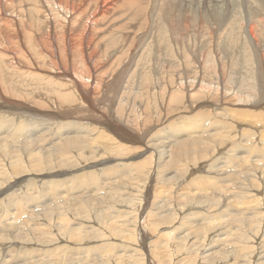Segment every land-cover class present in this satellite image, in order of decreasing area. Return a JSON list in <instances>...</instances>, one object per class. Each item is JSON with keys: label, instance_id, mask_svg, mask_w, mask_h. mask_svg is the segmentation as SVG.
Wrapping results in <instances>:
<instances>
[{"label": "bare ground", "instance_id": "obj_1", "mask_svg": "<svg viewBox=\"0 0 264 264\" xmlns=\"http://www.w3.org/2000/svg\"><path fill=\"white\" fill-rule=\"evenodd\" d=\"M78 1L84 8H92L94 6L90 4V1L96 2L97 9L81 13V8H77L76 1L58 0L60 4L69 6L71 9H66L67 13L62 15L58 13L47 15L44 0H0V119L10 117L7 120L10 129L0 125V176H3L0 179V187H3L0 191V207L2 208L0 264H85L83 259L73 256L71 251L77 250L76 245L82 246L101 236L104 240L113 243L111 256L114 253L119 258L116 264H126L129 260L135 261V264H157L158 262L163 264L162 253L167 251L169 254V250L180 252V249L186 246L184 242L195 238L197 232L193 234L194 227L202 230L197 238L200 242L194 245L195 247H189L191 250L198 247L196 252L203 245L206 246L210 235H214V238L210 240L216 239V242L214 241L216 245L220 244L216 234L223 232L230 233L223 238V247L212 251L210 255L214 257L225 260V255L222 256L224 251L227 247L234 245L239 246L242 252L245 251L247 248L245 249L244 246L248 242H244L245 244L241 242L243 238H249L252 235L255 236L254 238L257 237L255 244L258 245L253 244L251 248L261 249L264 244V204L261 203L264 201V0ZM253 5L259 7V10L253 9ZM58 8L62 11L59 6ZM224 9L231 12L224 15ZM122 10L124 16H122ZM202 10H209L211 23L206 18L196 19ZM129 12L131 14L128 16ZM240 12H244V17ZM98 21L110 23L107 28L100 29ZM134 24L137 25L135 27L139 26L138 29L143 33L146 32L142 37L127 34L126 30ZM72 25H76L77 28L73 30ZM165 28L171 29V34H174L175 29L176 38H179L176 42L173 41L176 44L175 48L186 44V39L191 38V42L194 39L198 40V44L193 49L187 47L186 54L179 56L177 63L174 62V55L171 54V48L174 47L170 48L161 37V34L166 32H164ZM114 30L124 33L118 41L123 43L119 49L110 54L106 61H103L100 44L106 39L109 43H113L117 39ZM105 34L108 36L105 37ZM227 34L229 35L225 38L224 35ZM221 37L224 39L221 40ZM256 38L261 42L258 43ZM239 39L241 46L234 50L235 45L232 47V44ZM196 43L195 41L194 44ZM139 45H143L144 49H138ZM151 49L155 51L153 62L151 61L154 68L150 69L148 74L154 80H150L149 84L153 83L154 87H158L160 85L158 80L164 75H170L171 79L168 82L171 84L169 88L172 91L169 99L177 102L185 100L188 103L189 107L183 110L188 114L192 113L189 122L182 125L176 124L175 120L184 112L173 108L177 111L172 112L171 117L166 113L164 117H160L159 123L155 122V124L156 119L153 120L152 116L148 114L144 116L143 113H146L148 108L146 106L142 109L144 104L141 100L139 104H136V99L128 98L143 95L145 90L143 83L147 84L148 77L151 78L147 76L140 80L139 76H135L134 82H140L143 85L135 90L128 85V80L132 76L129 72H132V68H140L141 56ZM182 49H180L181 52ZM31 51L34 53L31 54ZM128 57L129 64L121 68L117 78L109 79L106 76L108 71L121 66L119 62ZM166 58L173 61H167ZM250 64L252 65L249 66ZM227 66L230 67L229 70ZM244 67L249 68V71ZM174 75L175 78H173ZM45 77L47 80L44 79ZM105 78L109 82H106ZM39 89L54 93L53 97L58 99L57 102L52 105L41 96L23 104L15 101V98L25 101L33 91ZM39 106L45 110L38 108ZM206 110L210 111L205 113ZM235 118L241 120V123L242 120L243 122L255 121V126L237 123L234 121ZM18 119L20 122H17ZM29 119L45 124L61 122V125H58V129L44 125L46 129L41 131L40 136L37 131L35 135L27 136L25 131L30 128L27 122ZM65 119L70 121L62 122L67 121ZM150 120L152 122H149ZM260 122H263V126L258 128L256 123L261 125ZM142 123L144 127L141 126ZM151 123H154L155 127L148 126ZM12 125H15V131H12L14 128ZM70 129L73 131L67 132ZM166 130H169V133ZM63 131L66 132L63 133ZM246 135L248 139H243L242 136ZM32 136H36L39 140L40 147ZM151 138L157 139L158 143L152 144ZM170 140H173L175 144L171 146ZM237 142H244L245 147L239 148ZM122 148L125 149L126 155L121 156L119 161L132 164L136 170L141 169L140 173L144 175L146 181L142 188L144 195L142 194L138 200L140 204L132 221V224L136 222L134 230L131 231L132 236L124 235L123 238L121 236L118 238L116 236L119 235H116V231L113 232L115 229H111V225L110 230L104 227L100 229L91 227L90 230H86L91 225L83 223L81 219L87 212L86 204L94 206L96 201L103 202L107 197L109 203L123 205L127 200L133 201L131 196L123 197L122 195L127 192L115 193L111 190L106 192L107 196H99V191H107L109 188L105 189L106 182L98 183L99 181L92 186V198L84 200L83 196L86 192H79L88 189L87 180L90 182L97 180L98 171L95 169L115 162L111 160V156ZM219 148H223V151L230 155L226 153L229 156L220 159L222 165L217 163L214 170L209 171ZM106 153H109L110 158L106 159ZM75 154H78L79 159ZM80 158H83L84 166L80 163L82 162ZM205 160L208 163L201 164ZM230 162H236V167L228 174L230 171L226 172V170L230 168H226V165ZM251 163L259 167L248 169L247 166ZM57 165H60L61 169L54 175L57 178L66 176L67 180H46V184L40 190L36 188L35 193L22 190L24 188L20 185L23 181L22 178H18L20 173L35 172V176L41 177L37 175V170L44 173L46 170L45 174H48V177H55L50 174L53 171L52 168ZM10 166H12L11 169H9ZM173 167L176 169L173 170ZM205 169L207 174L216 176H201V173L206 172ZM133 173L123 179L129 180L131 184L143 181L139 171V177L131 178ZM191 173H195L196 180L192 179V185L188 186L191 183L190 180L186 186L183 182L190 178ZM196 173L201 175L197 176ZM14 175L16 176L13 177ZM163 179H165L164 182ZM237 182H242L238 183L240 184L238 191L225 190L236 185ZM74 183L78 184L77 188H73ZM168 183L171 186L166 189ZM56 184L59 188L54 195L51 191ZM251 184L257 185L258 189L249 190ZM177 185L181 186L179 189L181 191L171 196L172 190ZM194 185L197 187L193 188ZM50 187L52 189H49ZM68 187L72 188L67 190ZM140 187L136 184L131 190L134 193ZM221 188L225 194H233L234 197L226 200L227 198L218 196L216 193ZM157 194L164 196L166 201L160 205L155 216L158 222H152L150 214L154 209ZM73 195L80 196V205L71 211L70 216L77 215L79 218L67 220L64 209L74 199ZM116 195L123 199L116 200L114 198ZM196 195L199 197L203 195V197L201 196V200L194 199ZM43 198L55 200L56 208H52L53 205L41 206ZM60 199H63V202L61 201L63 204H59ZM174 199H181L177 202L184 205L194 200L192 204L195 207L199 206L203 210L202 214L209 212V215L207 214L199 222L189 223L186 220L184 222V215L182 211H179L180 207L176 208ZM22 200L26 206L31 204V208L28 206L27 209H22ZM35 200L39 202L35 203ZM171 204L175 207L169 206ZM38 207H44L48 211L41 212ZM185 207L182 210H185ZM113 208L109 206L108 210ZM230 208L236 209V214H233L235 210H232L230 214L228 211ZM251 208H255L253 209L255 211L251 212ZM37 209L41 213L37 212ZM176 210L180 212L179 215L183 219L180 223L181 230L186 233L179 242L175 239L176 232H173L177 221H172L173 223L170 224L173 219L170 215ZM221 211L228 212L227 215L230 218H241L245 213L243 216L247 219L236 223L230 222L227 227L221 228V225H214L217 222H224L225 219L220 216L225 214L220 215ZM26 213H29V217L31 215L34 217L32 220L25 219L21 222L24 219L21 217H24ZM124 218L127 220V216ZM193 218L191 214L188 220ZM18 219H21L19 221L21 223H18ZM58 220L60 225L56 227H60V230L63 227L64 230L56 233L52 229V222L55 223ZM249 222L252 223L251 226H248ZM68 226H72L71 231L68 230ZM159 227L161 230L157 232ZM92 229L95 235L89 238ZM46 230L50 231L46 233ZM57 230L59 228L55 229ZM83 230L86 232H82ZM249 232L254 234H249L248 237ZM57 234H67L70 241L68 242V238L65 237H60V241H56L53 235ZM107 235L112 238H106ZM44 237H46L45 240ZM72 238H76V241L71 242ZM254 238L251 239L255 240ZM119 240L124 242V245L117 244ZM172 243L178 246L173 247ZM121 245L127 249L119 254L120 251L117 250ZM159 245L162 247L159 248ZM40 247L45 249H39ZM90 247L91 245L86 249ZM128 249L132 250V254L126 258ZM191 250L188 251L193 252ZM16 251L18 255L15 254L16 257H13ZM248 251V249L245 251V259L249 256ZM23 252L27 253L22 254ZM139 253L143 258L136 255ZM107 255V252H104L99 259H94V263L115 264V260L109 259ZM70 257L72 259L68 261ZM167 257L166 255V259ZM211 257L213 256L207 255L205 257L207 260L204 258L200 264H215L214 259L210 261ZM7 258H10L8 262ZM61 259H64L63 263L60 262ZM170 259L168 257L167 260ZM243 262L241 263L244 264Z\"/></svg>", "mask_w": 264, "mask_h": 264}, {"label": "rangeland", "instance_id": "obj_2", "mask_svg": "<svg viewBox=\"0 0 264 264\" xmlns=\"http://www.w3.org/2000/svg\"><path fill=\"white\" fill-rule=\"evenodd\" d=\"M68 2L69 1H72V0H67ZM74 1H76L77 3H78V7L77 8H81V13H83V12H86V11H89V10H92V9H97V6L95 5L96 4V2H93V1H90V4L92 5V6H94V7H92V8H84V7H82L81 6V2L80 1H78V0H74ZM177 0H173L172 2H176ZM44 2H45V11H46V13H47V15L48 14H55V13H58L59 15H62V14H66L67 13V10L66 9H71V8H69V6L67 7V6H65V5H63V4H60L59 2H58V0H44ZM62 9V11H60L59 10V8H58V6ZM253 7V9H256V10H259V7H257L256 5H253L252 6ZM231 12V10H228V11H226L225 9H224V15H226V14H229ZM131 13L129 12L128 13V16L130 15ZM240 14H241V16L242 17H244V12H240ZM122 16H124V11L122 10ZM49 18V17H48ZM200 18H206L210 23H211V21H210V19H211V13L209 12V10H202L201 11V14L199 15V16H196V19L197 20H199ZM97 19H100V17H97ZM49 20H50V18H49ZM66 21V20H65ZM99 22V21H98ZM109 23L110 22H99V25H98V28H100V29H102V28H107L108 27V25H109ZM135 26H137L136 24H134V26H132L131 25V27L129 28V29H127L126 31H127V34L128 35H132V34H134L136 37H142L143 36V34H145V33H143L140 29H138V27H135ZM224 26H225V24H224ZM71 28L73 29V30H75L76 28H77V26L76 25H72L71 26ZM171 29H169V28H165L164 29V32H165V34H161V37L164 39V41L169 45V47L171 48V47H174L173 49L171 48V54L172 55H174L173 57V60H174V62L175 63H177L178 62V57L179 56H183V55H185L186 54V52H187V47L189 48L190 47V49H193V47H195V45H197L198 44V40L197 39H194L192 42H191V38L190 39H186L185 40V43L187 44H181L178 48H175V46H176V44L173 42V41H177L176 39H179V38H176V36H177V34L175 33V29H174V34H176L175 36H174V34H171L170 32H172V31H170ZM125 31V32H126ZM161 33V32H160ZM159 33V34H160ZM99 34H101V32H99ZM114 34L116 35V37H117V39L113 42V43H109V40H107L106 39V41H102L101 42V44H100V51H101V54L103 53V61H106L108 58H109V56H111L110 54H112L115 50H117V49H119L121 46V44L123 43L122 41L121 42H119L118 43V41H119V38L120 37H122L123 35H124V33H122L121 31H115L114 30ZM185 35V34H184ZM183 35V36H184ZM187 35V34H186ZM185 35V36H186ZM228 35L229 34H227V35H224L225 36V38L226 37H228ZM108 36V34H105V37H107ZM184 36V37H185ZM172 37V38H171ZM181 38V37H180ZM240 38V37H239ZM224 38H222L221 37V40H223ZM181 40V39H180ZM179 40V41H180ZM188 40V41H187ZM190 40V41H189ZM256 40L258 41V43H260L261 41L259 40V39H257L256 38ZM197 42L196 44H194V42ZM104 42V43H103ZM106 42V43H105ZM172 42L174 43V46L172 45ZM237 44H236V43ZM233 44H232V47H233V49L235 50V49H237V48H239L240 46H241V41H240V39L238 40V42L237 41H235ZM193 45H192V44ZM104 44H105V46H104ZM119 44V45H118ZM191 44V45H190ZM183 45H184V47H183ZM186 45V46H185ZM183 47V49H182V47ZM114 47H116V48H114ZM185 48V49H184ZM138 49H144V47H143V45H139L138 46ZM180 49H182V52L180 51ZM34 52L33 51H31V54H33ZM153 53H154V55H153ZM100 54V55H101ZM73 55H74V53H73ZM90 56V55H89ZM88 56V57H89ZM153 56H155V51H152V49H151V51L150 50H147V51H145L144 53H143V55L141 56V61H140V68L139 69H134V68H132V72H129V73H132V76L130 77V79L128 80L129 81V83H128V85H129V87H131L133 90H135L138 86H143V89H145L144 91H143V95H140V96H137L136 98L135 97H128V98H130V100H137L136 101V104H139L140 102V100L143 102V106H142V109H144V108H146V106H147V108H148V111L146 112V113H143L144 114V116H146L147 114L149 115V116H152L153 117V120L154 119H156V120H154V123L156 122H158L159 123V121H160V117L162 116V117H164L165 116V114L166 113H168L169 114V116L171 117V115H173V113L172 112H175V111H177V110H173V108L174 109H177L178 108V110H180V111H182V112H184L182 115H180L179 117H178V119L177 120H175L176 121V124H179V125H182V124H184V123H186V122H189L190 121V119L192 118V113L191 114H188L185 110H183L184 108H188L189 107V105H187L188 103L184 100V101H179V102H177V101H173V100H171V99H169V98H171V89L169 88V86L171 85V84H169V80L171 79V76L169 75V76H163V78H160V80H158V82H159V86L158 87H154V84L153 83H150L149 84V82H150V80L151 81H153L154 80V78L151 76V75H149L148 74V71L150 70V69H153L154 67V64L153 63H151V61L153 62ZM176 59V60H175ZM114 61H115V58L113 59ZM112 60V61H113ZM124 61H125V63H124V61H121V62H119L120 64H121V66L119 65V66H117V68L115 69V70H113V69H110L109 71H108V73L106 74V76L109 78V79H111V78H117V76L119 75V72H121V68H123L124 66H126L127 64H129V57L128 58H126V59H123ZM127 60V61H126ZM166 60L167 61H170V62H172L173 60H169V58H166ZM111 61V62H112ZM113 61V62H114ZM117 61V60H116ZM35 62H38V61H35ZM112 62V63H113ZM111 64V63H110ZM252 64H250L249 66H251ZM109 66H111V65H109ZM115 66V67H116ZM114 67V68H115ZM229 66H227V70H229ZM247 71H249V68H247V67H244ZM22 70V69H21ZM28 71V70H27ZM31 71H33L34 72V70H31ZM189 71H190V69H189ZM135 76H139L140 77V80L141 79H143L144 77H147V76H150L151 78H149L148 77V80H147V84L144 82L143 83V85L142 84H140V82H138V83H136V82H134V80H133V78L135 77ZM245 76H246V74H245ZM167 77V78H166ZM173 78H175V75L173 76ZM44 79H46L47 80V77H45ZM164 79V80H163ZM105 80H106V82H109L108 81V79H106L105 78ZM155 82V81H154ZM66 82H64V84H65ZM152 85V86H151ZM153 87V88H152ZM123 89H124V87H123ZM161 89V90H160ZM64 90H68V89H64ZM71 90V89H70ZM160 91H161V94L162 93H164V94H159L160 93ZM163 91V92H162ZM145 92V93H144ZM146 92H147V94H146ZM159 92V93H158ZM168 92V93H167ZM149 93H150V95H149ZM152 93V94H151ZM167 93V94H166ZM53 94L54 93H52V92H48V91H45V90H42V89H39V90H35V91H33V93L31 94V95H29L28 97H27V99L25 100V101H22L21 99H18V98H15V101H18L20 104H23V103H26V102H29L30 100H33L35 97H37V96H41V97H44V99L46 100V101H50L51 102V104L53 105V103L54 102H57V100L58 99H55L54 97H53ZM145 94V95H144ZM158 94V95H157ZM153 95H155L156 97H154ZM139 97V98H138ZM158 97H160V99L158 98ZM142 98V99H141ZM155 98L158 100H156L155 101ZM166 98V99H165ZM162 100V101H161ZM146 101V102H145ZM169 101H171L172 103H170ZM166 102V103H165ZM165 103V104H164ZM178 103V104H177ZM146 104V105H145ZM183 104H185V106H183ZM74 105H75V103H74ZM164 105V106H163ZM166 105V106H165ZM45 106H47V105H45ZM51 105H48L47 107H50ZM149 106V107H148ZM177 106V107H176ZM221 107V106H220ZM220 107H218V108H220ZM38 108H42L41 106H39ZM165 108V109H164ZM42 109H44L45 110V108H42ZM170 109V111L168 112V110ZM165 111H167V112H165ZM210 110H206V112L205 113H208ZM221 111H223V110H221ZM162 112V113H161ZM165 112V113H164ZM186 113V114H185ZM163 114V115H162ZM188 114V115H187ZM184 115V116H183ZM9 118L10 117H5V118H3V119H0V120H2L1 122H0V125L3 127V128H6V129H10V126L8 125V121L7 120H9ZM183 118V119H182ZM65 120H67V121H62V122H64V123H68V121H70V119H65ZM158 120V121H157ZM187 120V121H186ZM234 121L235 122H237V123H241V120H238L237 118H235L234 119ZM240 121V122H239ZM244 120H242V123L241 124H251L252 126H255V124H254V122L255 121H252V122H248L247 120H245L246 122H243ZM251 121V120H250ZM12 122V121H11ZM17 122H20V119H18V121ZM27 122L30 124V128H29V130L28 131H25V135H27V136H29V134H33V135H35L36 134V131H37V134H39V136H40V133H41V131L42 130H44V129H46L45 127H44V125H50L51 126V128H53V129H58V125H61V122H59V123H57V124H45V123H43V122H38V121H34V120H27ZM149 122H152V120H150ZM178 122V123H177ZM152 124L151 123V125H148V126H153V125H155V124ZM261 123V125L259 124V123H256V126H258V128H260L259 126H263V122H260ZM259 124V125H258ZM26 127H27V125H25ZM141 126L142 127H144V124L142 123L141 124ZM12 127H14L13 129H12V131H15V129H16V127H15V125H12ZM153 127H155V126H153ZM150 128V127H149ZM158 128V127H157ZM74 129V128H73ZM73 129H70V130H67V132L68 131H73ZM151 129V128H150ZM159 129V128H158ZM252 130V129H251ZM167 131V133H169V130H166ZM66 131H63V133H65ZM74 134H75V132H74ZM70 135H72V134H70ZM151 135H153V133H151ZM33 138H35V140L37 141V146L38 147H40V143L38 142L39 140H37L36 139V136H32ZM243 137V139H248L247 137H248V135H246V136H242ZM27 139V138H26ZM167 139H169L168 137H167ZM29 140V139H28ZM111 140H114L113 138H111ZM252 141H254V140H252ZM21 142V141H20ZM118 142V141H117ZM151 143L152 144H155V143H158V140L157 139H153V138H151ZM170 143H171V146L173 145V144H175L174 143V141L173 140H170ZM122 144V143H121ZM237 145L239 146V148H244L245 147V143L244 142H237ZM36 146V147H37ZM118 146L120 147L121 145L119 144V142H118ZM169 148H171V147H169ZM225 149V148H224ZM43 150H44V147H43ZM222 151V152H221ZM233 151V153H236L234 150H232ZM43 152V151H42ZM223 151V148H219V149H217V152L215 153V155L214 156H216V158L213 160L214 161V164L212 165V166H210L209 167V171H212V170H214V168H215V166H216V164L217 163H219V164H221L222 165V158L223 159H225V157H228L229 155H230V153H227V152H224ZM229 154V155H227V154ZM42 154H44V153H42ZM76 155V157L79 159V156H78V154H75ZM84 156H86V154H83ZM126 155V151H125V149L124 148H122V149H118L117 151H115L114 152V154L111 156V160L112 161H115L113 164H106V165H103V166H101L100 167V169H95V171H98V177H97V180L95 181V182H90V180H87V185H88V189H83V190H80V192L79 193H83V192H86V195H84L83 197H84V200H87V199H90V198H92V196H93V194L91 193V191L93 190V187L92 186H94L95 185V183L97 182V181H99L98 183H105L106 182V185H105V189L106 188H108V190L106 191V190H102V191H99V196H107V195H105L106 194V192H108V191H110L111 190V192H115V193H119L120 191H124V193H126L127 192V194H125V195H122L123 197H129V196H131V199L133 200L132 202H130L129 200H127V202L125 203V204H123V205H121V204H119V203H116V204H111V203H109L108 202V200H107V197L106 198H104V201L103 202H99V201H96V204L94 205V206H92V205H87L86 204V206L88 207L87 208V212L85 213V217H82L83 219H81V221L83 222V223H85V224H87V223H89L91 226H88L87 228H86V230H88L89 228H91V227H94V228H102V227H104V228H107L108 230H110L109 228L110 227H112L111 229H115L113 232H115L116 233V235H119V236H116V237H118V238H120V236L123 238L124 237V235H125V237H130V236H132V230H134V227H135V224H136V222H134L133 224H132V221H133V219L135 218V213H136V210H137V208H138V206H139V201L138 200H140V198L142 197V188L145 186L144 185V181H146V179H145V177H144V175L142 174V173H140V170H136V168L132 165V164H125V163H123V162H121V161H119V159H120V157L121 156H125ZM227 155V156H226ZM106 159H108V158H110V156H109V153H106ZM88 157V156H87ZM81 159V161L82 162H80V163H82V166H84V162H83V158H80ZM221 159V160H220ZM99 160V159H98ZM94 161H97V160H94ZM200 160L198 159V162H199ZM98 162H100V161H98ZM208 163V161H204L203 163H201V164H207ZM236 162H230L229 164H227L226 165V168H230V169H228V170H226V172H229L228 174H230L231 172H233V170H234V168L236 167V164H235ZM33 164H35L34 162H33ZM13 165H15V164H13ZM12 165V166H13ZM260 165H262V164H260ZM12 166H10L9 167V169H11L12 168ZM202 166V165H201ZM253 167H259V166H256V165H253L252 163H251V165L250 166H247V168L248 169H250V168H253ZM36 169V168H35ZM53 169V171L51 172V174L50 175H52V176H55L54 174H56L57 173V170H59V169H61V167H60V165H57V166H55V167H53L52 168ZM176 168L175 167H173V170H175ZM37 170V169H36ZM206 170V172H204V173H201V174H198V173H196L197 174V176L198 175H201V176H205V177H215L216 175H212V174H207V169H205ZM21 171H23V170H21ZM45 171V173H46V170H44ZM65 171H68V170H65ZM138 171H139V173H140V176L142 177L141 179L143 180L142 182H140V183H137V182H135L136 184H138L139 186H141L140 187V189L139 190H135V192L133 193L132 192V190L131 189H134V187L136 186V184L135 183H130L129 182V180H124L123 178L124 177H126L128 174H130V173H132V172H134L133 174H132V176H131V178H136V177H139V173H138ZM107 172H108V174H107ZM144 172H146V170L144 171ZM193 172V171H192ZM43 171H38L37 170V175H41V177H43L42 179H41V177H39V176H35L34 174H35V172H30L29 173V171L28 172H22V173H20L19 175H20V177H18V178H22V183H21V187H23L24 189H22L23 191H26V192H31V193H35V191H36V188H38L37 190H40V188L41 187H43L45 184H46V182L47 181H51V180H60V179H62V181H63V179L64 180H67V179H65V178H67L66 176H62V177H60V178H57L56 176L55 177H51V176H47L48 174H45ZM42 174H44V175H42ZM71 174L73 175V172H71ZM45 175H46V177H45ZM16 175H14L13 177H15ZM33 176V177H32ZM194 176V177H193ZM195 173H191V175L189 176L190 178H188V180L186 179L183 183L184 184H186V186H187V184H189L190 182V180H191V183L188 185V186H190V185H192V181L195 179L196 180V178H195ZM38 178V180H34L35 178ZM1 178H3V176H0V179ZM17 178V179H18ZM45 178V179H44ZM40 179H41V181H40ZM193 179V180H192ZM47 180V181H46ZM194 180V181H195ZM14 181V180H13ZM44 181V182H43ZM141 181V180H140ZM165 181V179H163V182ZM35 182V183H34ZM97 183V184H98ZM238 183H242V182H237L236 183V185L234 184V185H232V186H230V187H228V188H226L225 190L226 191H228V192H230V191H234V192H236V191H238V188L240 187V184H238ZM51 184V183H50ZM102 185V184H101ZM144 185V186H143ZM252 185V184H251ZM103 186V185H102ZM125 186H127V187H125ZM133 186V188H130V187H132ZM146 186H147V184H146ZM171 186V184H167V186H166V189L167 188H169ZM253 186V187H252ZM251 186V189H249V190H251V191H254V190H256V189H258L257 188V185H252ZM78 187V184H76V183H74V186H73V188H77ZM176 187V186H175ZM175 187H173V188H175ZM194 187H197L196 185H194L193 186V188ZM234 187V188H233ZM59 188V186L56 184V185H54L53 186V189L50 187L49 189H52V193L55 195V193H56V191H57V189ZM70 188H72V187H68L67 188V190H69ZM181 188V186L180 185H177V187L175 188V189H173L172 191L173 192H171L172 194H171V196H173V194H177V191H181V190H179ZM3 189V187H0V191ZM235 189H236V191H235ZM160 190V189H159ZM158 190V191H159ZM138 191V192H137ZM174 191H175V193H174ZM232 191V192H233ZM13 192V191H12ZM20 192V191H19ZM22 192V191H21ZM248 192V191H247ZM179 193V192H178ZM249 193V192H248ZM254 193V192H253ZM37 194V193H36ZM216 194H218V196L220 195V197H225V198H227L226 200H229V199H231V198H233L234 197V195L233 194H225L224 192H223V190H222V188L218 191V193H216ZM134 195H135V197H134ZM144 195V194H143ZM223 195V196H222ZM225 195V196H224ZM254 195V194H253ZM36 196V195H35ZM74 196V197H73ZM72 197L74 198L73 200H71L70 201V206L69 205H67V207L64 209V212L66 213V217H67V220H69V219H74V220H76V218H79V216H77V215H73V216H70V213H71V211H73L74 210V208H76L77 206H79L80 204H79V202H80V196L79 195H76V197H75V195H73ZM79 196V197H78ZM91 196V197H90ZM119 196H121V195H119ZM161 196V197H160ZM183 196V195H182ZM201 196L203 197V195H200V197H199V195H196L195 197H194V199L196 198V199H200L201 198ZM230 196V197H229ZM38 197V196H37ZM70 197V196H69ZM82 197V198H83ZM132 197H134V198H132ZM184 197V196H183ZM29 198H30V196H29ZM79 198V199H78ZM86 198V199H85ZM116 200H121V199H123V198H120V197H118V195H116L115 197H114ZM193 198V197H192ZM253 199H254V197H252ZM256 198V197H255ZM31 199V198H30ZM252 199V200H253ZM36 200H38L37 198H36ZM35 200V203L36 202H39V201H36ZM44 200V201H43ZM47 200V201H46ZM63 199H60L59 201H60V203H59V201H58V203L59 204H63L62 201ZM176 202V208H179L180 207V209L181 210H179V211H182V214L184 215V220L180 217V212L178 211V210H176V211H174L173 213H171L172 215H170L171 217L170 218H172L173 217V219H171V223L170 224H172L173 222H176L177 221V225H176V228H173L174 230H173V232H176L175 233V239H176V241L177 242H179L180 241V239L186 234L183 230H181V228H182V225H180V223L182 222L181 220H183L184 222H185V220L187 221V222H189V223H192L193 221H197V222H199V220H201L203 217H205L208 213L206 212V214L204 213V214H202V209L198 206V205H196V206H198V207H195L192 203H193V201L194 200H192L190 203L188 202L186 205H184V204H178V202L177 201H180L181 199H178V200H176V199H174ZM201 200V199H200ZM43 201V202H42ZM50 200V198L48 199V198H43L42 200H41V202H42V204H40L41 206H43V205H53L52 206V208L54 207V208H56L54 205H55V200L54 201H51ZM62 201V202H61ZM155 201H156V203H155V206H154V209H153V211L151 212V209H150V212H151V214H150V219L152 220V222H158L157 221V219L155 218V216H156V214H157V212L159 211V208H160V205L161 204H163V203H165V201H166V199H165V197L164 196H162V195H160V194H157L156 196H155ZM47 202V203H46ZM142 202V201H141ZM229 202V201H228ZM22 203H23V205H22V209H27L28 208V206H30V208H31V204H29V205H24V200H22ZM51 203H53V204H51ZM170 203H172V202H170ZM262 204H264V201H262L261 202ZM8 204V203H7ZM103 204V205H102ZM126 205V206H125ZM179 205V206H178ZM188 205H190V206H188ZM109 206H113L114 208L113 209H109L108 210V208H109ZM169 206H174V205H169ZM186 206V207H185ZM194 206V207H193ZM103 207H106V208H103ZM175 207V206H174ZM183 207H185V210H182L183 209ZM38 209L41 211V212H47L48 210H45L46 208H44V207H38ZM36 210L37 212L39 211V210ZM43 209V210H42ZM71 209V210H70ZM195 209V210H194ZM253 209H255V208H251V212H253V211H255V210H253ZM90 210V211H89ZM232 210H235V212L233 213V214H236V209H232V208H230L228 211H229V213L231 214L233 211ZM2 211V208L0 207V212ZM39 211V212H40ZM85 211V210H84ZM225 211H227V210H225ZM240 211V210H239ZM246 211V210H245ZM40 212V213H41ZM68 212V213H67ZM130 212H131V215H130ZM133 212V213H132ZM176 213H178V215L176 214ZM227 213L228 212H224V211H221L219 214L220 215H222V214H225L224 216H220V217H222V219L224 218L225 220H224V222H217V223H214V225H221L220 227L221 228H225V227H227L228 225H229V223L231 222V223H236V222H238L239 220H246L247 218L245 217V216H241V218L240 217H232V218H230V217H228V215H227ZM239 213V212H238ZM35 214H38V213H35ZM69 214V215H68ZM176 214V215H175ZM191 214H193V216H194V218L192 219V220H188V218H190L191 217ZM200 214V215H199ZM209 215V214H208ZM77 216V217H76ZM125 216H127V220L124 218ZM182 216V215H181ZM34 217V215H31L30 217H29V213H26V215L23 217H21V218H24V219H18V223H21L22 221H24L25 219H31L32 220V218ZM118 217H120V218H118ZM130 217V218H129ZM176 217V218H175ZM177 217H178V219H177ZM186 217V218H185ZM243 217V218H242ZM85 218V219H84ZM91 218V219H90ZM226 218H227V220H226ZM21 220V222H19ZM85 220V221H84ZM89 220V221H88ZM52 221V220H51ZM64 221H66V219H64ZM115 223H114V222ZM131 221V222H130ZM173 221V222H172ZM91 222V223H90ZM227 222V223H226ZM129 223H131V224H129ZM52 224H53V227H52V229H53V231L54 232H56V233H58V232H60V231H62V230H64V228L62 227V230H60V227H56V226H59L60 225V221L58 220V221H56L55 223L54 222H52ZM107 224V225H106ZM111 225V226H110ZM163 225V224H162ZM252 225V223L251 222H249L248 223V226H251ZM110 226V227H109ZM114 226V227H113ZM177 226H179V227H177ZM33 227H35V226H33ZM75 227V226H74ZM161 227V226H160ZM158 228V230L159 231H157V232H160V230H161V228ZM56 228H59V230H57V231H55V229ZM71 229H72V226L70 227V226H68V230H70L71 231ZM198 229H201V228H196V227H194L192 230H193V234L194 233H196V236H195V238L194 239H192L191 241H186V242H184V244L186 245V246H184V247H182V249H180V252H178V251H175V250H169L170 252H169V254H168V252L166 251V252H164V254L162 253V261H163V264H200V262H202V260L207 256V255H209V256H213V257H211L210 258V261L211 260H215V264H242L241 262H243V261H245L247 264H264L263 263V261H264V244H262L263 246H262V248L261 249H259V250H256L255 248H251V247H253L252 245L254 244V245H258V244H255V243H257V240H256V238H254L255 236L254 235H252V234H254V233H248V237H249V234L250 235H252L251 237H249V238H243L244 240L241 242V243H246V242H248V243H246V245L244 246V248L246 247L249 251V260H248V257H247V259H245L246 257H245V251H247V249L245 250V251H243L242 252V249L239 247V246H237V245H234L235 246V248H233L234 246H231V247H227V249L224 251L225 253L222 255V256H224L225 255V260L223 259V258H217V256L216 257H214V255H210L211 253H212V251L213 250H215V249H217V250H219L220 248H222L223 247V245H224V243H223V238H225L230 232H223V233H219V234H216V236H217V240H219L220 241V244H218V245H216V239H211L210 240V238H214L213 236L214 235H210V238H207V241H206V246L204 247V245H203V247H201V249L198 251V252H196V250H198L197 248L195 249V250H191V249H189V247H191V246H194V245H197L199 242H200V240H198L197 238H198V235H200L201 234V231L202 230H198ZM235 229H237L236 227H235ZM234 229V230H235ZM90 230V229H89ZM253 231H254V229H252ZM27 231V228L25 229V232ZM50 230H46V233H48ZM119 231V232H118ZM170 231H172V229H170ZM252 231V232H253ZM31 232V231H30ZM82 232H86L85 230H83ZM91 235L89 236V238H91L92 237V235H95V233H94V229H92L91 230ZM118 232V233H117ZM126 232V233H125ZM235 232V231H234ZM122 234V235H121ZM131 234V235H130ZM156 233H154V235H155ZM82 235H86V234H82ZM127 235V236H126ZM204 235V234H203ZM53 236H55L54 237V239H56V241H60V237H65V238H68V235L67 234H57V235H53ZM153 236V235H152ZM254 236V237H253ZM115 237V238H116ZM154 237H156V235L154 236ZM208 237H209V235H208ZM264 237V236H263ZM106 238H112V236H110V235H107L106 236ZM117 238V239H118ZM251 238H254L255 240H252ZM44 240L46 239V237H44L43 238ZM68 240V242L70 241V239L68 238L67 239ZM67 240H65V241H67ZM230 240V239H229ZM228 240V241H229ZM252 240V241H251ZM74 241H76V238H72V240H71V242H74ZM121 240H119L118 241V243L117 244H123L124 245V242H120ZM194 241V242H193ZM215 241V242H214ZM61 242H64V241H61ZM208 242V243H207ZM240 243V244H241ZM244 243V244H245ZM89 245H91V247L89 248V249H86V247L88 246L89 247ZM172 245H173V247L175 246H178L177 244L175 245L174 243H172ZM78 248H77V250L76 251H71V253L73 254V256H75V257H78V258H80V259H83L84 260V262H85V264H95L94 263V259L96 258V259H99V257L100 256H102L103 255V253L104 252H107V257L110 259H114L115 260V264H116V262H118L119 261V258L113 253V256H111L112 255V247H113V243H111V241H108V240H104L103 239V237L101 236V237H99V238H94V239H92V240H90L87 244H83L82 246H79V244L78 245H76ZM170 246H171V244H170ZM159 248L160 247H162V245H159L158 246ZM172 247V248H173ZM195 247V246H194ZM237 247V248H236ZM129 248V247H128ZM187 248V249H186ZM39 249H45L44 247H40ZM126 249L127 248H124V246H118V250L117 251H120L119 252V254H121V252L123 251V250H125L126 251ZM250 249H251V251H250ZM110 250V252H108ZM188 250H191V251H193V252H190V251H188ZM232 250V251H231ZM128 251V255L126 256V258H128L129 257V255L131 256V254H132V250H130V249H128L127 250ZM172 251V252H171ZM202 251V252H201ZM18 252H20V250L18 251ZM17 251H16V253H14L13 254V257L15 256V254H17L18 253ZM159 252V251H158ZM235 252V253H234ZM252 252V253H251ZM24 253H27V252H23L22 254H24ZM174 254V256H173V254ZM159 254H161L160 252H159ZM18 255V254H17ZM139 258H143V256H141L140 255V253L139 254H136ZM165 255V256H164ZM166 255L168 256V257H170L171 259L170 260H167L168 259V257H167V259H166ZM189 255V256H188ZM263 255V256H262ZM116 256V257H115ZM205 256V257H204ZM230 256V257H229ZM12 257V256H11ZM16 257V256H15ZM138 257H136V258H138ZM252 257V258H251ZM189 258V259H188ZM230 258V259H229ZM233 258V259H232ZM251 258V259H250ZM8 259H10V258H7V262H8ZM70 259H72V257H70V258H68V261H70ZM118 259V260H117ZM183 259V260H182ZM227 259V260H226ZM229 259V260H228ZM24 260V259H23ZM185 260V261H184ZM205 260H207L206 258H205ZM213 260V261H214ZM224 260V261H223ZM232 260V262H230L229 263V261H231ZM239 260H241V262H239ZM243 260V261H242ZM263 260V261H262ZM5 261V259L3 260V262ZM25 261V260H24ZM63 261H64V259H61L60 260V262L61 263H63ZM204 261V260H203ZM223 261V262H222ZM234 261V262H233ZM99 262V261H98ZM130 262H131V264L132 263H134L135 261H133V260H129L126 264H130ZM165 262V263H164ZM172 262V263H171ZM220 262V263H219ZM245 262H243L244 264H246ZM249 262V263H248ZM159 263V262H158ZM157 263V264H158ZM135 264V263H134ZM139 264V263H138ZM142 264V263H141Z\"/></svg>", "mask_w": 264, "mask_h": 264}]
</instances>
